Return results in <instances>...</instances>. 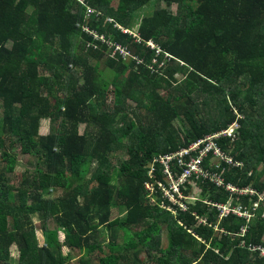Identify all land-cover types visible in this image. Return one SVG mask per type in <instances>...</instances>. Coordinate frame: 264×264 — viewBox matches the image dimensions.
<instances>
[{
    "label": "trees",
    "instance_id": "1",
    "mask_svg": "<svg viewBox=\"0 0 264 264\" xmlns=\"http://www.w3.org/2000/svg\"><path fill=\"white\" fill-rule=\"evenodd\" d=\"M150 1L165 7L133 28ZM234 121L236 141L221 145L243 167L224 179L263 193L264 0H0V264H70L75 250L77 264H264L248 250L264 243L263 206L218 221L198 201L174 215L144 190L154 157ZM13 145L34 160L18 183ZM200 198L227 194L208 183Z\"/></svg>",
    "mask_w": 264,
    "mask_h": 264
},
{
    "label": "built area",
    "instance_id": "2",
    "mask_svg": "<svg viewBox=\"0 0 264 264\" xmlns=\"http://www.w3.org/2000/svg\"><path fill=\"white\" fill-rule=\"evenodd\" d=\"M108 20L111 21V19ZM147 45L154 48L151 42H148ZM109 46L113 45L109 44ZM114 52H119L123 58L126 54L130 55L119 45H114ZM159 53L160 50L157 49L156 54ZM130 57L135 59V56L130 55ZM137 62L139 61L137 60ZM153 62L155 63L156 60L154 59ZM239 128L238 122L234 121L226 128L191 142L187 147L154 157L147 168V180L144 182L146 199L174 215L178 211L187 212L189 205L198 201L204 203L210 211L214 210L218 221L233 215L249 222L255 216L258 208L264 207V192L260 193L251 186L239 187L224 179V174L230 168L243 167V164L233 160L221 145L222 140L234 143L238 137ZM208 183L227 194L225 202H212L200 198L202 186ZM194 188H197V191L192 194ZM244 197L254 200L250 207H243ZM193 215L198 225L211 226L207 223L206 216H197L194 213ZM213 228L215 231L217 230L216 225H213ZM246 230L247 224L240 228L238 235L243 236ZM240 246H244L243 241L240 242ZM248 250L257 253L260 258L264 259V243L250 244Z\"/></svg>",
    "mask_w": 264,
    "mask_h": 264
},
{
    "label": "rangeland",
    "instance_id": "3",
    "mask_svg": "<svg viewBox=\"0 0 264 264\" xmlns=\"http://www.w3.org/2000/svg\"><path fill=\"white\" fill-rule=\"evenodd\" d=\"M157 4H159L160 7H162V8L165 7L164 3H162V2L161 3H157L156 1H150L145 6L139 8L136 11V13H135L133 28L137 27V24L139 23V21L143 17L151 15L152 12L157 8L156 7ZM113 5H115V2L113 3ZM171 10L175 13L176 6H172ZM124 58H125V61H128L131 57H130V55L126 54L124 56ZM100 72H101L102 76H104V77H106L108 79H111L112 74H110V72L108 70H106L103 65H100ZM179 78L180 77H177V79H179ZM163 95H165V94L163 93ZM110 99H111V96L108 98V103H110ZM200 110H201L200 113L204 114L205 117H208V118L211 117L212 111H213L212 109H209L208 107H201ZM49 128H50L49 121L48 120L42 121L41 124H40V130H39L40 134L48 133ZM83 130H84V126L80 127V132H83ZM15 146L16 145H13L12 147H14L13 151H14V154H15V156L17 158V164H16V167H15V170H14L13 174L10 175V178H11V181H13L14 183H18L20 181V178H21V175L23 174V172L26 169L31 168L32 163L34 162V160H33L32 157H30L28 155L21 154L20 151L15 148ZM125 157H126L125 154L122 153V152L116 153L115 156L112 159V165H114L115 167L118 166L119 161L125 159ZM2 165H3V163L0 160V167ZM256 173L258 174V179H257L258 183H264V168H261V166L258 167ZM248 175H250V172L248 173ZM196 191H197V188H194L193 191H192V194H195ZM123 211H124L123 208H117V207L114 206L112 208L111 218L113 219V218H116L118 216L121 217L123 215ZM262 217H264V214L262 215ZM50 226L52 227L53 224H50ZM36 235H37V238H38L39 242L42 243L43 242V238H42L41 232L39 230L36 231ZM62 238H63V235L59 234V239L62 240ZM101 241H106V232H103V235L101 236ZM120 241H121V238L119 237V242ZM166 246H167L166 233L163 232L162 236H161V245H160V247L161 248H165ZM63 252L66 253L67 249L64 248ZM79 256H80V254L78 253V251L75 250L73 252V254H72V260H71L70 264H77ZM141 257L144 258V254ZM11 261H12V264H17L16 255L11 256Z\"/></svg>",
    "mask_w": 264,
    "mask_h": 264
}]
</instances>
